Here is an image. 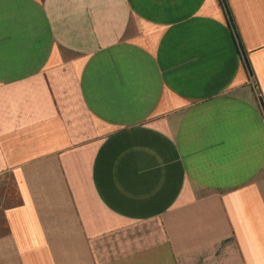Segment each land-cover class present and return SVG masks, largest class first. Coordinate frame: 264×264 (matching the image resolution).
Segmentation results:
<instances>
[{"label": "crops", "instance_id": "1", "mask_svg": "<svg viewBox=\"0 0 264 264\" xmlns=\"http://www.w3.org/2000/svg\"><path fill=\"white\" fill-rule=\"evenodd\" d=\"M0 264H264V0H0Z\"/></svg>", "mask_w": 264, "mask_h": 264}, {"label": "rangeland", "instance_id": "2", "mask_svg": "<svg viewBox=\"0 0 264 264\" xmlns=\"http://www.w3.org/2000/svg\"><path fill=\"white\" fill-rule=\"evenodd\" d=\"M16 192L6 176L0 177V234L5 231L3 210L16 201Z\"/></svg>", "mask_w": 264, "mask_h": 264}]
</instances>
